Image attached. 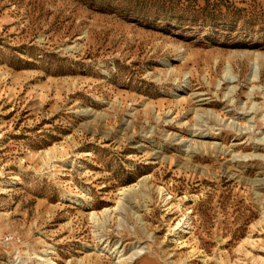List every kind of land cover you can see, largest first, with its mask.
Returning <instances> with one entry per match:
<instances>
[{
  "label": "rangeland",
  "instance_id": "374dc122",
  "mask_svg": "<svg viewBox=\"0 0 264 264\" xmlns=\"http://www.w3.org/2000/svg\"><path fill=\"white\" fill-rule=\"evenodd\" d=\"M0 264H264V0H0Z\"/></svg>",
  "mask_w": 264,
  "mask_h": 264
}]
</instances>
